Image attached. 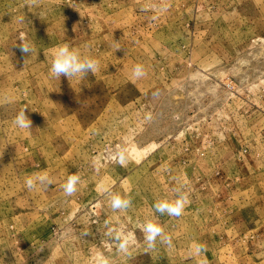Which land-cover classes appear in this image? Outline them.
<instances>
[{"label": "rangeland", "instance_id": "1", "mask_svg": "<svg viewBox=\"0 0 264 264\" xmlns=\"http://www.w3.org/2000/svg\"><path fill=\"white\" fill-rule=\"evenodd\" d=\"M64 43L100 69L54 77ZM180 193L181 215L156 211ZM150 219L170 244L147 246ZM102 259L264 264V0H0V264Z\"/></svg>", "mask_w": 264, "mask_h": 264}, {"label": "clouds", "instance_id": "2", "mask_svg": "<svg viewBox=\"0 0 264 264\" xmlns=\"http://www.w3.org/2000/svg\"><path fill=\"white\" fill-rule=\"evenodd\" d=\"M19 47L21 52L31 55L32 46L28 42H21ZM100 67L101 63L97 57L82 54L78 48H74L68 43L57 46L51 54L50 71L57 78H61L62 76L67 77L68 80L69 78H78L82 83L89 73H96ZM146 74V68L142 63L134 65L132 75L135 78L139 79ZM14 123L20 129H29L32 125V121L26 115L25 109L17 113L14 118ZM79 182L80 177L78 175H69L63 185L65 194L71 196L75 193ZM47 183H50V178L46 173L25 178V186L30 190L37 187V184L45 185ZM130 203V199L121 197L118 194L111 196V206L113 209H126ZM187 203H189L188 195L186 193H180L174 200L162 199L157 201L154 207L157 212L167 213L170 216H179L184 211ZM142 229L145 233V240L149 248L155 246L158 237L164 242L171 243L170 238L164 235L163 226L156 219L145 221ZM109 234L111 235L112 233L110 232ZM115 239L118 242L120 251L127 252L131 235L125 234L121 229L116 231ZM202 247V245H197L195 247V253L198 254ZM101 264H110V262L107 259H102Z\"/></svg>", "mask_w": 264, "mask_h": 264}]
</instances>
